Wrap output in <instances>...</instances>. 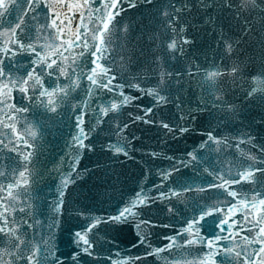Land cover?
<instances>
[{
    "label": "snow or ice",
    "instance_id": "snow-or-ice-1",
    "mask_svg": "<svg viewBox=\"0 0 264 264\" xmlns=\"http://www.w3.org/2000/svg\"><path fill=\"white\" fill-rule=\"evenodd\" d=\"M0 264H264V0H0Z\"/></svg>",
    "mask_w": 264,
    "mask_h": 264
},
{
    "label": "water",
    "instance_id": "water-1",
    "mask_svg": "<svg viewBox=\"0 0 264 264\" xmlns=\"http://www.w3.org/2000/svg\"><path fill=\"white\" fill-rule=\"evenodd\" d=\"M57 145L59 146V142H57ZM93 159H95V158H93ZM81 163H82V166H84V167H86V168H89V167H91V165L89 164V162H88V159L86 158V159H84V160H82L81 161ZM86 179V181H87V178H85ZM49 184H51V181H49ZM61 248L62 249H64V246L63 245H61Z\"/></svg>",
    "mask_w": 264,
    "mask_h": 264
}]
</instances>
